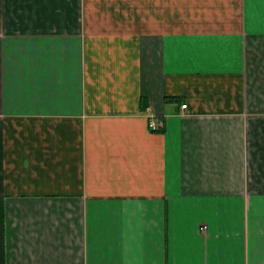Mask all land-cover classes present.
Returning <instances> with one entry per match:
<instances>
[{
	"label": "crops",
	"instance_id": "crops-1",
	"mask_svg": "<svg viewBox=\"0 0 264 264\" xmlns=\"http://www.w3.org/2000/svg\"><path fill=\"white\" fill-rule=\"evenodd\" d=\"M0 264H264V0H0Z\"/></svg>",
	"mask_w": 264,
	"mask_h": 264
},
{
	"label": "built area",
	"instance_id": "built-area-1",
	"mask_svg": "<svg viewBox=\"0 0 264 264\" xmlns=\"http://www.w3.org/2000/svg\"><path fill=\"white\" fill-rule=\"evenodd\" d=\"M183 109H186L187 108V105H183L182 106ZM150 128L153 130V131H158L160 130V126L157 124V122H155L154 120L150 122ZM207 227H203V229H206Z\"/></svg>",
	"mask_w": 264,
	"mask_h": 264
},
{
	"label": "trees",
	"instance_id": "trees-1",
	"mask_svg": "<svg viewBox=\"0 0 264 264\" xmlns=\"http://www.w3.org/2000/svg\"><path fill=\"white\" fill-rule=\"evenodd\" d=\"M174 100L179 101V102L181 101L180 99H174Z\"/></svg>",
	"mask_w": 264,
	"mask_h": 264
}]
</instances>
